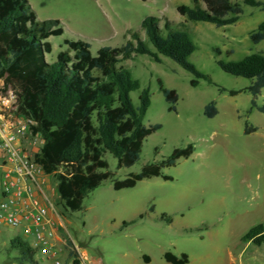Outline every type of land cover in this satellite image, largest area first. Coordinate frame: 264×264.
I'll list each match as a JSON object with an SVG mask.
<instances>
[{
  "label": "rangeland",
  "instance_id": "rangeland-1",
  "mask_svg": "<svg viewBox=\"0 0 264 264\" xmlns=\"http://www.w3.org/2000/svg\"><path fill=\"white\" fill-rule=\"evenodd\" d=\"M28 1L39 20L56 19L63 28L62 35L47 40L48 63L67 49L64 40H84L95 55L99 48L119 47L138 33L154 52L141 28L142 21L153 16L161 19V27L168 19L174 28L189 34L195 45L189 62L212 81L199 79L196 87L190 86L193 75L162 55L155 61L137 54L122 63L139 82V89L130 93L134 106L140 92L149 90L143 124H158L160 129L143 140L139 159L129 167H120L109 152L103 153L111 177L87 195L81 211L63 210L50 176L47 196L56 213L54 221L61 223L51 239L59 263L72 264L65 249L71 240L79 257L86 256L80 264H169L163 259L165 252L177 257L186 254V264H264V243L256 246L241 240L250 227L264 222V111L251 109L253 97L243 90L251 80L225 73L218 65L219 60L236 62L250 54L264 55V40L254 44L249 39L264 21V10L231 0L241 4L239 20L217 27L187 21L177 12L178 5L193 6L191 0ZM157 79L177 92L176 112L169 110ZM230 90L241 92L232 96ZM211 101L217 114L210 118L203 111ZM255 102L264 106V88ZM246 125L256 130L246 134ZM188 144L194 149L190 157L162 170L171 180L152 177L133 188L113 189V179L159 163ZM163 214L171 219L169 223L160 219ZM22 227L23 223L11 227L0 219V264L18 255L10 249L8 238H25ZM36 257L42 264H54L39 252Z\"/></svg>",
  "mask_w": 264,
  "mask_h": 264
},
{
  "label": "trees",
  "instance_id": "trees-1",
  "mask_svg": "<svg viewBox=\"0 0 264 264\" xmlns=\"http://www.w3.org/2000/svg\"><path fill=\"white\" fill-rule=\"evenodd\" d=\"M193 6L178 5L177 12L187 21L209 22L217 27L234 24L242 14L240 3L231 0H191ZM244 5L264 10V2L243 0ZM146 17L141 28L148 47L138 33L119 47H101L92 55L89 44L84 40H64L66 50L57 54L56 60L48 63L46 54L51 52L47 41L51 36L63 34L59 20H39L28 0H0V77L17 97L18 113L33 121L31 131L39 135L42 145L33 155V160L45 175L51 176L63 210H82L83 200L100 184L111 177L103 153L109 152L120 167L133 165L140 157L143 140L160 129V125L143 124V118L150 105L148 88L138 96V106H134L130 93L139 89L134 79L122 63L134 55L142 54L159 61L162 55L174 61L183 70L193 75L190 86L196 87L199 79L212 83L210 77L201 73L189 62L195 45L189 34L173 27L168 19ZM252 43L264 40V21L249 34ZM219 54V50H215ZM222 71L236 77L251 80L243 90L249 92L251 109L257 107L255 98L264 88V55L250 54L236 62L218 61ZM159 90L169 110L176 112L178 94L166 88L157 79ZM219 91H225L219 88ZM241 90H230L236 95ZM250 109V110H251ZM204 115L217 114L215 102L204 106ZM246 125V134L255 131ZM193 146L176 148L159 163L144 165L137 173L124 179H113L114 190L133 188L139 181L152 177L171 180L164 174V168L173 167L178 160L190 157ZM153 207H150V211ZM141 217V216H140ZM161 220L171 219L161 215ZM127 223L123 222L122 226ZM243 242L256 246L264 243V225L249 228L242 236ZM10 249L18 252L20 262L39 264L35 259L36 250L19 236L9 242ZM65 249L72 264H80L81 259L71 240ZM163 259L169 264H186L188 256L179 257L165 252Z\"/></svg>",
  "mask_w": 264,
  "mask_h": 264
},
{
  "label": "built area",
  "instance_id": "built-area-1",
  "mask_svg": "<svg viewBox=\"0 0 264 264\" xmlns=\"http://www.w3.org/2000/svg\"><path fill=\"white\" fill-rule=\"evenodd\" d=\"M33 121L18 113L17 97L0 77V219L11 227L23 223V234L30 246L60 264L51 239L57 223L47 192L50 176L34 162L42 145L31 131Z\"/></svg>",
  "mask_w": 264,
  "mask_h": 264
},
{
  "label": "crops",
  "instance_id": "crops-1",
  "mask_svg": "<svg viewBox=\"0 0 264 264\" xmlns=\"http://www.w3.org/2000/svg\"><path fill=\"white\" fill-rule=\"evenodd\" d=\"M56 191V190H55ZM51 218L52 219H54V214H51ZM261 224H263L264 225V222L263 223H261ZM251 228V227H250ZM249 230V229H248ZM247 230V231H248ZM21 232L23 233V229H21ZM55 233V232H54ZM24 235V234H23ZM16 236H18V235H15V236H13V238L14 237H16ZM55 236H57V235H55ZM25 237V236H24ZM22 238V237H21ZM9 240V242H10V238H8ZM22 239H24V240H26V241H28L27 239H26V237L25 238H22ZM28 242H30V241H28ZM18 253V252H17ZM37 252H36V254H35V259L36 260H38V262H39V264H42V259L41 260H39V259H37ZM143 257V259H144V261L146 262V263H149V261H150V259H149V257L148 256H145V255H143L142 256ZM80 259H81V262H84L85 261V259H86V256H84L83 254L82 255H80ZM51 260H53V259H51ZM53 262H54V260H53ZM7 264H29V263H27V262H20V260H19V255H17L16 257H14V258H12L9 262H7Z\"/></svg>",
  "mask_w": 264,
  "mask_h": 264
}]
</instances>
